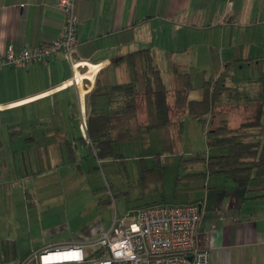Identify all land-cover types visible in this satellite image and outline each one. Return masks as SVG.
I'll return each instance as SVG.
<instances>
[{"label":"crops","instance_id":"crops-1","mask_svg":"<svg viewBox=\"0 0 264 264\" xmlns=\"http://www.w3.org/2000/svg\"><path fill=\"white\" fill-rule=\"evenodd\" d=\"M57 1L0 0V54L58 36L63 14ZM75 13L73 61L94 69L73 66L62 52L47 65L0 69V264H18L31 251L74 242L65 235L29 234L55 230L43 226L45 208L61 207L60 191L69 193L77 181L89 191L81 160L90 151L78 150V143L91 140L79 125L118 104L120 97L106 92L130 80L120 57L150 47L171 84L173 69L188 72L193 82L204 61L211 62L214 76L227 63L233 71L250 68L254 79L264 76V0H76ZM74 73L77 83L70 82ZM11 125L18 132L13 140ZM143 134L160 148L155 132ZM12 163L19 167L15 172ZM208 178L215 179L207 182L205 193H211L185 202L200 204L197 238L209 246V264H264V177L252 179L246 191L231 179Z\"/></svg>","mask_w":264,"mask_h":264},{"label":"trees","instance_id":"trees-1","mask_svg":"<svg viewBox=\"0 0 264 264\" xmlns=\"http://www.w3.org/2000/svg\"><path fill=\"white\" fill-rule=\"evenodd\" d=\"M119 60L128 66L131 77L129 81L111 85L106 92L120 97L118 104L87 119L91 140L88 146L97 160L116 159L118 145L139 140L142 127L159 136L161 151L157 157L171 154L181 132L183 114L203 122L208 117L212 122L214 111L224 102L227 116L206 132L207 155L192 157L187 160L190 163L181 160L184 167L191 168L196 161L203 164L201 170L187 172L185 178L191 183H201L210 176H221L246 191L252 179L264 177V141L260 138L264 129V76L251 80L255 83L254 91L239 88L233 64L227 63L218 75L204 79L200 98H189L193 88L190 74L173 69L174 80L168 88L150 47L132 50ZM140 102L144 104V125L139 121ZM213 149L219 152L211 154ZM163 168L164 163L158 158L151 168L143 165L141 171L146 180L154 182L160 180ZM153 204L159 203L147 205ZM93 251L96 256L104 252Z\"/></svg>","mask_w":264,"mask_h":264},{"label":"rangeland","instance_id":"rangeland-1","mask_svg":"<svg viewBox=\"0 0 264 264\" xmlns=\"http://www.w3.org/2000/svg\"><path fill=\"white\" fill-rule=\"evenodd\" d=\"M205 67H199V71L194 73L193 88L189 91V98H200L201 85L204 79H210L214 76L212 64L210 61H204ZM169 70L170 68L166 66ZM215 70V69H214ZM250 68L236 69L235 84L239 88H245L254 91L255 84L251 83L254 79ZM167 72V71H166ZM164 80L168 88L171 87L170 76L165 73ZM227 106L224 102L214 111L210 118L200 121L185 113L180 117L181 132L176 138V145L171 154H165L157 157L156 154L161 151V147L154 143L152 139L144 136L137 141L123 142L118 145L119 156L116 159L94 160L92 152L86 155L87 159L81 160V167L85 174L87 173L86 183L90 185L89 191L85 188V182L75 183L73 190L69 193L60 191L58 198L61 207L54 211H46L47 219L44 220V228H54V231H40L33 229L29 234L40 238L50 236H68L74 242L90 241L94 239L99 232L107 230L115 218L126 217L131 209L141 207L144 204L162 203V202H185L190 200L191 195L197 197L207 196L205 193L214 178H206L201 183H191L185 178V174L191 171H199L203 164L196 161L192 167L181 166V160L190 163L187 160L196 156H206L208 153L206 132L209 128L215 126L221 118L227 116ZM139 121L141 125L145 122V110L143 102H140ZM16 126H9V136L11 140L18 133ZM145 133V130H142ZM2 132L1 134H3ZM260 138L264 141V129L261 130ZM90 150V147L84 142L78 143V150ZM218 149H213L210 153H217ZM96 158V157H95ZM161 159L164 168L159 181H148L145 179L141 167L144 165L151 168L153 160ZM17 167L11 164V170L15 172ZM178 176H183L178 179ZM210 179V180H208ZM210 181V185L207 183ZM207 184V185H206ZM206 185V187H205ZM209 185V186H208ZM86 190V191H84ZM66 199V204H64ZM46 205H44L45 207ZM50 212V213H49ZM54 216V217H53ZM130 218H126L129 221ZM75 238V239H74ZM72 240V241H73ZM12 246V244H11ZM17 244H13V248ZM93 247L91 250L86 248L88 257H94Z\"/></svg>","mask_w":264,"mask_h":264},{"label":"built area","instance_id":"built-area-1","mask_svg":"<svg viewBox=\"0 0 264 264\" xmlns=\"http://www.w3.org/2000/svg\"><path fill=\"white\" fill-rule=\"evenodd\" d=\"M76 0H58L63 14V26L58 36L47 44L26 45L19 50L9 46L0 54V69L25 68L33 63L47 65L55 52H62L73 66L95 65L73 61L78 44ZM76 73L70 82H78ZM85 135L87 123L80 122ZM133 216L115 218L111 226L96 238L70 242L31 251L18 264H209V246L198 241L197 230L201 219L198 202L159 203L142 206ZM126 218H130L126 221ZM101 249L94 257L85 249Z\"/></svg>","mask_w":264,"mask_h":264},{"label":"water","instance_id":"water-1","mask_svg":"<svg viewBox=\"0 0 264 264\" xmlns=\"http://www.w3.org/2000/svg\"><path fill=\"white\" fill-rule=\"evenodd\" d=\"M136 213H137V210H135V211H131V212H129L128 214H129V216L131 217V216L135 215Z\"/></svg>","mask_w":264,"mask_h":264},{"label":"bare ground","instance_id":"bare-ground-1","mask_svg":"<svg viewBox=\"0 0 264 264\" xmlns=\"http://www.w3.org/2000/svg\"><path fill=\"white\" fill-rule=\"evenodd\" d=\"M93 69H94V68H93ZM92 71H93V70H92ZM91 73H92V72H91ZM91 73H90V74H91ZM90 74H89V75H90Z\"/></svg>","mask_w":264,"mask_h":264}]
</instances>
